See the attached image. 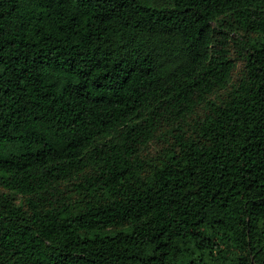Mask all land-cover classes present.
Returning a JSON list of instances; mask_svg holds the SVG:
<instances>
[{
    "label": "trees",
    "instance_id": "trees-1",
    "mask_svg": "<svg viewBox=\"0 0 264 264\" xmlns=\"http://www.w3.org/2000/svg\"><path fill=\"white\" fill-rule=\"evenodd\" d=\"M0 264H264V0H0Z\"/></svg>",
    "mask_w": 264,
    "mask_h": 264
},
{
    "label": "rangeland",
    "instance_id": "rangeland-1",
    "mask_svg": "<svg viewBox=\"0 0 264 264\" xmlns=\"http://www.w3.org/2000/svg\"><path fill=\"white\" fill-rule=\"evenodd\" d=\"M38 13H39L41 16H43V17L48 16V13H47L46 11H44V10H38Z\"/></svg>",
    "mask_w": 264,
    "mask_h": 264
}]
</instances>
